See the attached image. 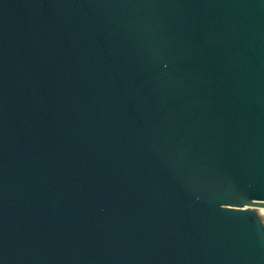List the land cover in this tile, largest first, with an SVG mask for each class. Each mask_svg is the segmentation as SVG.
I'll return each mask as SVG.
<instances>
[{
  "label": "water",
  "instance_id": "95a60500",
  "mask_svg": "<svg viewBox=\"0 0 264 264\" xmlns=\"http://www.w3.org/2000/svg\"><path fill=\"white\" fill-rule=\"evenodd\" d=\"M264 0H0V264H264Z\"/></svg>",
  "mask_w": 264,
  "mask_h": 264
},
{
  "label": "built area",
  "instance_id": "2783aa9c",
  "mask_svg": "<svg viewBox=\"0 0 264 264\" xmlns=\"http://www.w3.org/2000/svg\"><path fill=\"white\" fill-rule=\"evenodd\" d=\"M259 209H263L264 210V208H259Z\"/></svg>",
  "mask_w": 264,
  "mask_h": 264
}]
</instances>
